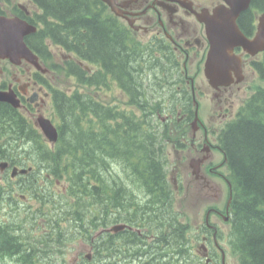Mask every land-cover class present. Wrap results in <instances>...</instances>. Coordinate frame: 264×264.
Returning <instances> with one entry per match:
<instances>
[{
    "label": "flooded vegetation",
    "instance_id": "obj_1",
    "mask_svg": "<svg viewBox=\"0 0 264 264\" xmlns=\"http://www.w3.org/2000/svg\"><path fill=\"white\" fill-rule=\"evenodd\" d=\"M244 1L111 0L112 7L104 3L105 7L98 5L99 12L110 16L118 32L119 28L125 32L122 37L128 49L144 61L147 72L152 74L149 77L145 73L149 84H157L158 91H162L165 87L162 89L161 84L171 83L176 92L174 100L161 107L163 117L160 116L161 123L156 125L159 131L173 138L167 140L161 150V157L167 160L166 176L171 186L156 189L155 196L160 199L134 194L139 190L132 187L131 203L126 201L125 204L128 209L114 205L108 214L111 219L108 222L99 220L97 232L101 235L97 237V243L101 245L104 240H111L112 261L109 264H237L231 250V202L223 172L225 166L215 162L216 154L220 153L216 136L251 97L252 85L259 81L263 53L251 55L241 47H235L233 51L240 58L242 80L236 82L235 68L230 85L212 87L204 76L210 43L203 19L212 16L216 9L230 8V3ZM262 7L264 9V0H249L248 8L236 19L238 27L248 38L254 36L257 11ZM6 9L7 12L13 10L26 21H38V15L34 16L36 9L29 2ZM56 50L54 48L52 56L60 61L57 55L61 52ZM64 55L61 53L65 68L71 67L73 62ZM0 64V90L11 92L13 99L18 101L16 107L5 100L0 101V164H7L4 168L0 166L1 209L5 206L2 196L8 190L16 188L28 193L41 184L37 187L41 192L53 193L52 173H46L45 182L38 183L34 178L39 172L38 167L48 168V165L37 164L35 159L38 158L21 148L30 144L49 146L38 129V118H53L52 96L55 90H62L63 76L57 74V62H50L52 68L47 69V62L42 61L40 67L43 71L25 60L16 64L0 60ZM71 78L64 76L65 81ZM236 102H239L237 108ZM194 107L198 110L197 126L191 124ZM12 124L18 125L16 133L7 135V128ZM13 141L18 146V156L6 155L7 146ZM191 163L196 165L197 174L193 173ZM14 168L17 172L13 171ZM214 180L219 182L217 187ZM218 219L226 224H218ZM119 224L124 228L116 233L107 231ZM102 235L105 237L101 238ZM78 242L73 264H83L79 255L84 252L88 253L83 258L90 256L87 262L92 261L93 255H98L97 259L104 256L93 244L83 243L81 239Z\"/></svg>",
    "mask_w": 264,
    "mask_h": 264
},
{
    "label": "trees",
    "instance_id": "obj_2",
    "mask_svg": "<svg viewBox=\"0 0 264 264\" xmlns=\"http://www.w3.org/2000/svg\"><path fill=\"white\" fill-rule=\"evenodd\" d=\"M31 1L41 13L38 31L25 38L29 48L42 60H49L48 40L93 68L88 73L73 62L71 67L61 69L65 76L75 77L77 86L82 85L86 91L78 88L71 94L53 92L59 139L53 149H35L36 155L50 165L47 171L66 182L68 198L64 195L65 199H61L66 205H56L53 212L45 211L50 197L39 192L35 211L19 215L18 209H9L10 214L0 218V264H12V257L17 258L15 264H30L38 251H46L48 241L58 239L65 220L70 224V217L64 214L68 211L79 222L76 236L88 226L95 229L99 214L102 221L108 222L114 205L128 209L125 204L131 203L132 187L139 190L134 194H146L150 199H160L155 196L157 188L169 187L162 144L152 135L155 130L140 128L153 123L159 103L152 102L158 97L150 90L157 84L142 81L145 73L141 65H146L128 49L122 37L125 32L121 28L118 32L110 17L99 12V0ZM0 14H5L1 8ZM259 73L264 82V55ZM114 80L127 102L134 105L133 112L111 106L87 92L99 86L109 88ZM254 91L219 135L232 190V245L240 264H264V86ZM17 124L7 126V135H15ZM13 143L7 146L6 155L17 154ZM86 210L91 213L88 224L82 217ZM35 216L46 221L39 233ZM35 233L38 237L32 242ZM104 245L109 251L111 240Z\"/></svg>",
    "mask_w": 264,
    "mask_h": 264
},
{
    "label": "water",
    "instance_id": "obj_3",
    "mask_svg": "<svg viewBox=\"0 0 264 264\" xmlns=\"http://www.w3.org/2000/svg\"><path fill=\"white\" fill-rule=\"evenodd\" d=\"M103 1L111 4L109 0ZM247 5L248 0L232 3L231 9H218L214 16L206 19L210 50L204 72L214 87L229 84L230 71L239 68V58L233 53L234 47H242L250 54L264 50V12L258 18L257 31L252 39L244 36L236 25L237 16ZM34 30L33 26L19 18L0 15V59H8L15 64L25 59L38 67L37 58L24 42V37ZM13 97L11 92L0 91V101L5 100L16 107L18 102ZM39 126L47 138L56 140V131L47 120L40 119ZM123 228L124 225H118L108 231L115 233Z\"/></svg>",
    "mask_w": 264,
    "mask_h": 264
},
{
    "label": "rangeland",
    "instance_id": "obj_4",
    "mask_svg": "<svg viewBox=\"0 0 264 264\" xmlns=\"http://www.w3.org/2000/svg\"><path fill=\"white\" fill-rule=\"evenodd\" d=\"M1 1V0H0ZM16 1V0H14ZM20 3H23L22 0H19ZM1 66V64H0ZM141 69H142V72H146L147 69H146V66L144 65H141ZM147 76L149 77H152V74L150 72H147ZM68 84H73L71 82H67V85ZM259 85L260 86H264V82L261 81H257L255 83H253L252 86L254 85ZM163 87H165V90H162V91H158V89L156 88L155 90L156 91H152V94L155 95L156 97H158L160 94H167L169 92V89L171 91V93L175 96V92H174V89H175V86L172 85L171 83H167V85L164 83L163 86H162V89ZM97 95L99 96V98L103 101V102H108V103H113V104H116L118 106H121V105H125V97L123 95H121V93H119L118 91H116V86L114 84H112L109 88H106V89H100L98 90V92H96ZM173 97H168V99L164 100L165 102L161 103L160 106L163 107L167 102H169ZM158 100V99H157ZM156 101V100H153V102ZM237 104H239V102H236V107L237 108ZM210 110H211V106H209ZM211 113V112H210ZM221 160V158L218 156V154H216V158H215V162ZM112 172V171H111ZM113 173V172H112ZM226 173V171L224 172ZM36 176V175H35ZM34 176V177H35ZM217 184H216V187L217 185L219 184L218 181L214 180ZM61 183V182H60ZM72 198V197H71ZM223 201H225V196L223 195ZM4 201L6 202V199H4ZM25 207H22L23 209L25 208H31L32 206H35V203L33 201H28L26 200L25 202ZM85 210V209H84ZM10 214V211L9 209H6V210H3L2 208L0 209V218H6L8 215ZM65 214V213H64ZM82 215H84V212H82ZM91 215L90 211L89 210H86L85 211V215L82 216V217H85V223L88 224L90 222L91 219H89V216ZM68 216V215H66ZM69 217V216H68ZM63 218V217H62ZM64 220V219H63ZM89 221V222H88ZM78 220L76 219V217H72L71 218V222L70 224L68 222H64V225H67V226H63V232L61 235L58 234V238L62 239L64 241V243L62 244V246L60 247L61 250H62V253H63V256H62V259L64 261L65 264H71L70 263V260L73 259L74 255H75V250L77 251L78 249V243L76 242V240H71L73 237H75V233H72V232H75L76 229L78 228ZM218 224L220 225H225L226 223H223V221L221 219H218L217 220ZM85 227V226H84ZM69 228V229H68ZM100 228V226H97L95 229L94 228H91V226H88V228H83L84 232L81 235V237L85 238L86 237V240L87 241H83V243H86V244H89V240H91L92 238H94V235H96V231ZM85 229H87V231H85ZM72 231V232H71ZM96 232V233H95ZM95 233V234H94ZM77 243V244H76ZM76 244V245H75ZM55 245V244H54ZM73 247V248H72ZM72 248V249H71ZM106 249L105 246H99L98 247V250L99 251H102V255H108L109 256V251H104ZM88 253V252H84V254H80L79 256L81 257V261H84L83 264H86V259L83 258L85 257V254ZM62 259H58L57 262L58 263H62ZM94 261H95V264H102V262L104 263H108V262H111L112 259L111 258H102V260H100V258H94ZM7 261H3V263H6ZM31 262L33 264H37V260L35 258H31Z\"/></svg>",
    "mask_w": 264,
    "mask_h": 264
},
{
    "label": "bare ground",
    "instance_id": "obj_5",
    "mask_svg": "<svg viewBox=\"0 0 264 264\" xmlns=\"http://www.w3.org/2000/svg\"><path fill=\"white\" fill-rule=\"evenodd\" d=\"M65 215H68V216L70 217V219L73 217V216H71V214H70L69 211H68L67 213H65ZM65 222H68V221L65 220ZM64 226H67V225H64ZM68 229H69V228H68ZM62 231H63V230H62ZM71 232H72V231H71ZM72 233H74V232H72ZM61 234H62V233H61ZM61 234H60V235H61ZM106 241H107V240H104L103 243H102L101 245H99L98 243H96L97 248H98L99 246H105V247H106V245H104ZM104 251H106V249H105ZM100 252H102V251H100ZM30 264H33V263L31 262V260H30Z\"/></svg>",
    "mask_w": 264,
    "mask_h": 264
}]
</instances>
